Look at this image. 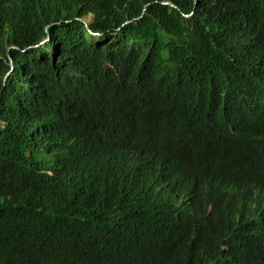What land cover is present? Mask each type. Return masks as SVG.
<instances>
[{
  "label": "trees",
  "instance_id": "obj_1",
  "mask_svg": "<svg viewBox=\"0 0 264 264\" xmlns=\"http://www.w3.org/2000/svg\"><path fill=\"white\" fill-rule=\"evenodd\" d=\"M263 190L264 0H0V264H264Z\"/></svg>",
  "mask_w": 264,
  "mask_h": 264
},
{
  "label": "clouds",
  "instance_id": "obj_2",
  "mask_svg": "<svg viewBox=\"0 0 264 264\" xmlns=\"http://www.w3.org/2000/svg\"><path fill=\"white\" fill-rule=\"evenodd\" d=\"M263 193H264V190H263ZM263 196H264V194H263ZM256 245H258L259 247H263L264 248V245L261 243V242H257L256 243ZM226 260V259H225ZM225 261L223 260V261H221V263H224ZM220 263V264H221Z\"/></svg>",
  "mask_w": 264,
  "mask_h": 264
}]
</instances>
